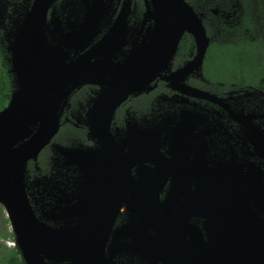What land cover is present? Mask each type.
<instances>
[{"label": "water", "instance_id": "obj_1", "mask_svg": "<svg viewBox=\"0 0 264 264\" xmlns=\"http://www.w3.org/2000/svg\"><path fill=\"white\" fill-rule=\"evenodd\" d=\"M52 1L35 0L25 20L19 25L15 21L1 40L12 90L0 111V205L24 264H118L120 256L126 261L120 264H264V130L253 123L254 109L244 116L230 110L226 101L216 111L180 100L178 141H168L165 169L160 165L136 171L133 178L124 175L125 186L114 191L129 192L134 200L129 208H121L117 199L107 213L86 202L80 182L69 194L57 181L49 186L50 193L60 185L55 205L37 211L41 200L33 196L28 165L57 134L67 100L82 82L79 69L72 70L77 62L63 70L51 60L45 11ZM147 5L154 19L152 34L160 36L149 46H135L134 57L140 61L132 62L148 61L154 72L166 65L188 33L196 41V55L178 70L179 84L190 66H201L204 59L209 39L201 18L185 0H148ZM229 114L242 124L241 133L223 144ZM53 148L59 170L55 177H68V165L77 164L82 152L57 143ZM75 173L80 177L78 169ZM97 189L101 187L91 194ZM121 211L126 220L109 239Z\"/></svg>", "mask_w": 264, "mask_h": 264}, {"label": "flooded vegetation", "instance_id": "obj_2", "mask_svg": "<svg viewBox=\"0 0 264 264\" xmlns=\"http://www.w3.org/2000/svg\"><path fill=\"white\" fill-rule=\"evenodd\" d=\"M34 1L0 0V47L6 62L1 40L15 21L19 25L25 20L24 14ZM185 1L201 18L209 41L201 66L192 64L179 84L178 70L191 64L196 55V41L188 33L181 37L166 65H159L154 72L148 61L132 62L140 61V57H134L138 50L135 46L144 42L149 46L160 36L152 34L154 19L148 0H54L47 6L45 36L51 60L63 70H70L71 62H77L72 70L79 69L82 82L67 100L57 134L28 165L33 196L41 200L36 205L38 212L41 206L55 205L60 185L50 193L49 186L57 181L67 186L65 193L69 194H74V185L80 182L86 202L95 203L107 213L106 207L117 199L122 202L121 208L133 205L129 192L114 191L125 186L124 175L133 178L136 171H152L160 165L165 169L168 141H178L182 98L188 105L216 111H222L220 102L226 101L230 110L244 116L254 109L253 123L264 130V73L257 72L258 84L250 85L215 80L207 70L209 49L214 44L227 47L248 43L264 50V0ZM72 37L76 41L71 43ZM162 50L163 55L167 53L166 48ZM224 124L223 144L233 140L230 136L240 134L242 128L230 114ZM55 143L82 152L81 159L75 160L77 164L68 165V177H55L59 171L54 167ZM44 185L47 191H43ZM169 185L170 180L160 190V200ZM90 195L102 198L95 200ZM120 214L123 212L113 220L109 239L126 220ZM116 261L126 262L122 256Z\"/></svg>", "mask_w": 264, "mask_h": 264}, {"label": "trees", "instance_id": "obj_3", "mask_svg": "<svg viewBox=\"0 0 264 264\" xmlns=\"http://www.w3.org/2000/svg\"><path fill=\"white\" fill-rule=\"evenodd\" d=\"M194 2V0H189ZM211 55V56H210ZM207 70L215 80H227L236 84L257 85V72L264 73V50L258 45L242 44L223 46L214 44L209 49ZM12 86L8 73V63L4 60L0 47V111L9 101ZM0 209L4 208L0 205ZM8 226L7 216L3 220ZM5 243L0 241V264H24L19 251L14 245L15 238L12 230L0 234Z\"/></svg>", "mask_w": 264, "mask_h": 264}, {"label": "rangeland", "instance_id": "obj_4", "mask_svg": "<svg viewBox=\"0 0 264 264\" xmlns=\"http://www.w3.org/2000/svg\"><path fill=\"white\" fill-rule=\"evenodd\" d=\"M5 217H6L5 211L0 209V234L4 233L5 230H11L10 224H8V226H7L3 222ZM0 241H1V243H5L4 241H6V240H4V238L0 235Z\"/></svg>", "mask_w": 264, "mask_h": 264}]
</instances>
